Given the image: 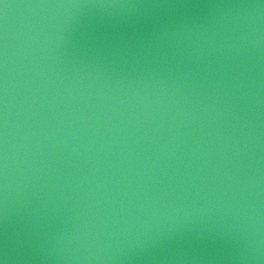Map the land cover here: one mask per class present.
<instances>
[{
    "label": "water",
    "instance_id": "obj_1",
    "mask_svg": "<svg viewBox=\"0 0 264 264\" xmlns=\"http://www.w3.org/2000/svg\"><path fill=\"white\" fill-rule=\"evenodd\" d=\"M0 261L264 264L262 0H0Z\"/></svg>",
    "mask_w": 264,
    "mask_h": 264
},
{
    "label": "clouds",
    "instance_id": "obj_2",
    "mask_svg": "<svg viewBox=\"0 0 264 264\" xmlns=\"http://www.w3.org/2000/svg\"><path fill=\"white\" fill-rule=\"evenodd\" d=\"M262 5H264V0H262ZM8 5H5V8H7ZM57 7H61V8H65V9H75L80 7V5L78 4H66V5H58ZM6 123V120H5ZM5 145H6V141H5ZM6 164H7V155L5 154V168H6ZM7 196V173L5 171V197ZM258 249L255 247H251L250 248V252L251 253H255ZM0 264H3V261H0Z\"/></svg>",
    "mask_w": 264,
    "mask_h": 264
}]
</instances>
